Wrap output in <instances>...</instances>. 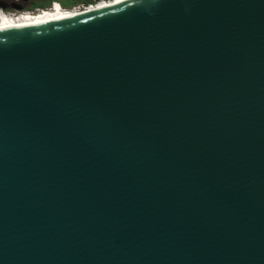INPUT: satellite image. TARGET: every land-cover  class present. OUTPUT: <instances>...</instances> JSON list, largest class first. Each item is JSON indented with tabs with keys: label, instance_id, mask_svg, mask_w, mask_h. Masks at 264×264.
Returning a JSON list of instances; mask_svg holds the SVG:
<instances>
[{
	"label": "water",
	"instance_id": "obj_1",
	"mask_svg": "<svg viewBox=\"0 0 264 264\" xmlns=\"http://www.w3.org/2000/svg\"><path fill=\"white\" fill-rule=\"evenodd\" d=\"M0 264H264V0L0 29Z\"/></svg>",
	"mask_w": 264,
	"mask_h": 264
},
{
	"label": "bare ground",
	"instance_id": "obj_2",
	"mask_svg": "<svg viewBox=\"0 0 264 264\" xmlns=\"http://www.w3.org/2000/svg\"><path fill=\"white\" fill-rule=\"evenodd\" d=\"M127 0H106L101 1L87 9H65L58 3L52 8L39 12H16L8 13L3 8L0 9V29L23 26L28 24H36L59 18H68L81 14L87 10H95L104 8L108 5L118 4Z\"/></svg>",
	"mask_w": 264,
	"mask_h": 264
},
{
	"label": "flooded vegetation",
	"instance_id": "obj_3",
	"mask_svg": "<svg viewBox=\"0 0 264 264\" xmlns=\"http://www.w3.org/2000/svg\"><path fill=\"white\" fill-rule=\"evenodd\" d=\"M55 0H4L7 4L5 11L13 13L14 10H32L37 8H51ZM63 3V7L78 6L79 9H84V6L93 0H57Z\"/></svg>",
	"mask_w": 264,
	"mask_h": 264
},
{
	"label": "built area",
	"instance_id": "obj_4",
	"mask_svg": "<svg viewBox=\"0 0 264 264\" xmlns=\"http://www.w3.org/2000/svg\"><path fill=\"white\" fill-rule=\"evenodd\" d=\"M101 1H106V0H93V1L89 2L88 4H86V5L84 6V9L90 8V7H92L93 5H95V4H97V3L101 2ZM57 3H58L60 6L63 7V3L60 2V1H57V0L53 1L52 7H53V5H55V4H57ZM52 7H51V8H52ZM64 8H65V9H77L78 6H71V7H64ZM45 9H49V8H47V7H41V8H37L35 11H32V10H14L13 13H16V12H39V11H42V10H45Z\"/></svg>",
	"mask_w": 264,
	"mask_h": 264
},
{
	"label": "rangeland",
	"instance_id": "obj_5",
	"mask_svg": "<svg viewBox=\"0 0 264 264\" xmlns=\"http://www.w3.org/2000/svg\"><path fill=\"white\" fill-rule=\"evenodd\" d=\"M5 10V9H4Z\"/></svg>",
	"mask_w": 264,
	"mask_h": 264
}]
</instances>
